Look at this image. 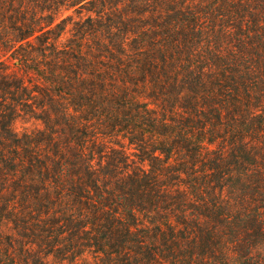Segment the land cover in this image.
<instances>
[{"label":"trees","instance_id":"16d2710c","mask_svg":"<svg viewBox=\"0 0 264 264\" xmlns=\"http://www.w3.org/2000/svg\"><path fill=\"white\" fill-rule=\"evenodd\" d=\"M1 223L0 264H264V0H0Z\"/></svg>","mask_w":264,"mask_h":264},{"label":"rangeland","instance_id":"374dc122","mask_svg":"<svg viewBox=\"0 0 264 264\" xmlns=\"http://www.w3.org/2000/svg\"><path fill=\"white\" fill-rule=\"evenodd\" d=\"M68 13H71L72 10L67 11ZM71 25H69L63 34V39L65 40L69 35L71 34L70 32ZM148 87L146 86H141L138 89V95L145 101H149V96L147 94ZM13 127L16 131L19 133L25 132V131H33L34 129L41 128L42 127V122L38 120L37 118L33 117L32 115L29 114H22L19 116L13 123ZM4 230L5 232H9L11 229L9 228L6 223H1L0 224V230Z\"/></svg>","mask_w":264,"mask_h":264}]
</instances>
